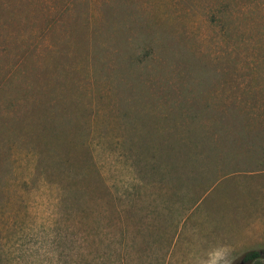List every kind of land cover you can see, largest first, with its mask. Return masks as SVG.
Here are the masks:
<instances>
[{
    "label": "rangeland",
    "instance_id": "374dc122",
    "mask_svg": "<svg viewBox=\"0 0 264 264\" xmlns=\"http://www.w3.org/2000/svg\"><path fill=\"white\" fill-rule=\"evenodd\" d=\"M264 264V0H0V264Z\"/></svg>",
    "mask_w": 264,
    "mask_h": 264
},
{
    "label": "clouds",
    "instance_id": "9594fccd",
    "mask_svg": "<svg viewBox=\"0 0 264 264\" xmlns=\"http://www.w3.org/2000/svg\"><path fill=\"white\" fill-rule=\"evenodd\" d=\"M232 252L229 245L217 242L189 257L186 264H232Z\"/></svg>",
    "mask_w": 264,
    "mask_h": 264
}]
</instances>
